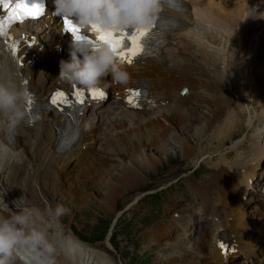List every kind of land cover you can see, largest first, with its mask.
<instances>
[{
    "label": "bare ground",
    "instance_id": "obj_1",
    "mask_svg": "<svg viewBox=\"0 0 264 264\" xmlns=\"http://www.w3.org/2000/svg\"><path fill=\"white\" fill-rule=\"evenodd\" d=\"M177 1L181 3L180 10L163 6L159 14L175 20V25L160 41L157 47L158 57L146 59L139 65L123 67L129 74L127 83H132L136 76L146 75L151 93L168 100L165 105L157 108L169 115L167 120L153 116L155 110L137 112L125 109L121 103L111 113L109 105H106L98 111V115L84 112L77 138L65 150H58L63 140L64 117H55L50 112L41 113L42 119L31 127L17 126L13 132L15 141L12 145L5 142L0 132V147L6 153L0 156V199L10 209L37 210L42 216V222H49L45 210L60 203L51 199H47L45 203L37 201L27 205L17 199L10 201L2 194L1 188L9 187L17 197L20 193H25L24 195L33 199L38 195L34 179L45 196L56 189L59 190L57 194L64 197L62 193L65 188L60 185L59 180L72 167L77 170L71 181L74 185L66 190H69L68 195L72 196L74 204L80 208L87 206L91 196V191L88 190L104 188V178L108 176L111 179L107 182V197L101 207L112 211V197L128 188L141 187L142 175L151 171L161 160L159 152L164 148L167 153L168 148L165 149V142L162 140H168L167 137L174 135L172 139L176 151L182 157L195 161L197 154L202 151L203 143L219 142L218 148L224 146L245 123L253 137L251 144L248 146L246 143L247 136L238 140L231 149H216L217 152L214 153L220 156L212 165L210 177L197 186L195 194L202 195L208 205H211L216 195H219V199L233 195L230 199L235 221L233 230L240 236L252 235L247 203L242 201V197L248 194L250 186L257 183L264 173V144L261 140L264 137V0ZM253 7L256 12L252 10ZM254 14L258 15L256 25L250 21ZM44 18L33 23L39 29L49 30L54 26L60 30L58 18L50 13ZM192 44L197 49H191ZM62 59H70V48L64 49ZM1 66L11 71L15 81L19 72H29L26 66L21 68L12 63L10 66L8 63ZM58 67L60 68V63L52 65L51 72L41 76L34 74L35 85L44 95L52 88L55 78L52 72L55 69L58 71ZM43 77L50 81L42 80ZM257 77L262 80L261 83ZM126 84H118L113 88L122 91ZM183 86L188 87L190 93L180 97L178 91ZM197 94L201 95L200 101L206 103V119L196 126L195 131L193 128L194 134L193 131L190 133L194 135L193 142L188 139L189 136L176 138L175 129L187 125L184 117L190 115V121L198 117L193 113ZM231 94L240 99L239 105H234ZM149 97L152 100V95ZM115 118L120 119L116 122ZM128 119L130 123L127 122ZM103 128L105 135L98 137ZM242 147L250 149L251 153L248 154ZM91 157L93 159L88 162ZM49 161H52L49 165L42 166ZM116 161L120 164L116 165ZM4 180L9 184H5ZM171 203L172 206L178 205L177 200ZM67 211H70L69 207ZM259 214L260 211L252 213L250 220L258 221ZM65 222L62 217L58 225L50 222L49 232L51 234L62 230L64 236L71 238L75 245V264H115L108 255L74 236L70 225ZM246 244L252 245V242ZM173 258L174 256L169 260ZM56 261L57 264H72L63 253L57 255ZM17 264L26 263L18 256ZM174 264L189 263L186 260H176ZM249 264L263 263L259 259Z\"/></svg>",
    "mask_w": 264,
    "mask_h": 264
},
{
    "label": "clouds",
    "instance_id": "obj_2",
    "mask_svg": "<svg viewBox=\"0 0 264 264\" xmlns=\"http://www.w3.org/2000/svg\"><path fill=\"white\" fill-rule=\"evenodd\" d=\"M55 15L67 17L84 33H94L93 25L103 30L120 31L129 27L146 29L163 10V0H54ZM252 10L256 12V8ZM255 17V16H253ZM261 17V16H260ZM126 84L128 72L108 44L91 45L87 39L73 37L70 59L60 61V77L89 89L97 88L102 78ZM30 93L17 84L7 67L0 66V124L14 130L25 116ZM6 153L0 147V156ZM67 209L60 204L45 210L49 222H42L37 210H12L0 199V264H17V245L30 250L37 264H57L63 253L75 264V245L62 230L49 232L50 222L59 223Z\"/></svg>",
    "mask_w": 264,
    "mask_h": 264
},
{
    "label": "rangeland",
    "instance_id": "obj_3",
    "mask_svg": "<svg viewBox=\"0 0 264 264\" xmlns=\"http://www.w3.org/2000/svg\"><path fill=\"white\" fill-rule=\"evenodd\" d=\"M256 19H258V15L252 20V23L254 25H256ZM259 80L260 78L258 79V81ZM259 82L261 83L262 80H260ZM231 96L233 98L234 105L237 104L239 105L241 103L237 95L232 94ZM197 112H198V117L196 119L195 118L192 119L191 123L185 125V127L183 128L179 127L175 129L174 133L176 138H179V136L187 138L189 136L188 139L193 142V138H194L193 134L196 129V126H198L201 121H204L206 119V114H207L206 105L198 106ZM115 119L116 120L114 121L118 122L120 118H115ZM127 122L130 123V119H128ZM110 130L111 129H109V131ZM241 130L242 129H240V131ZM192 131L193 134H190L192 133ZM173 137L174 135L172 137H167L168 140L167 139L162 140L163 142H165L164 143L165 149L168 148L167 153L165 152L166 150H164L163 148L159 152V156L161 160L158 162V164H156L151 169V171L142 175L141 184L145 186L141 190H136V191L134 189L136 187L138 188V186L128 188V190H126L125 192H122L119 195L112 197V204H113L111 209L112 211H106L101 207V203H103V200H105L107 197V195H105V192L107 190L106 189L107 182L111 179L108 176H105L106 179L104 178V183L106 185L104 186V188L99 187L97 190H92V188H90V190H88V192L91 191V196H90L89 204H87V206H83L80 208L79 205L74 204V200L72 196L68 195L69 193L66 194L64 197H60V196L58 197L55 194H50L51 196H48L51 200H55L56 203L62 204L66 209L67 207L70 208V211H67L66 214L62 216V219L64 221L66 220L65 223L67 225H70V227H72V229L81 236L82 240H84L85 243L87 242L88 245L90 244L96 247L95 249L98 248L97 250L99 251L100 250L104 251L106 255H108L109 259L110 260L112 259L115 264H130V262L134 264H168V261L167 260L165 261L160 255L159 252L160 249L157 248L158 247L157 245H155L156 242L151 240L148 235L149 229L151 228L149 226H153L154 224L161 222L162 220L161 209L157 207L153 208L149 204L150 203L148 201V199H150L149 197L148 199L143 200L140 203H137L136 200H137V196L140 194L141 191H145L150 188H156L158 186L169 185L171 182L175 181L179 177H184L185 174L182 173L189 169L186 165L187 162L183 160L188 158L182 157L180 152L176 151L175 142L172 139ZM240 140L242 139H239V141ZM237 143L238 141L236 142V144ZM194 144L197 145L196 143ZM203 145L206 146L211 144L207 141L203 143ZM233 145H235V143ZM205 146H202V149ZM226 150L228 149H225V151ZM138 157H139V153L137 154V159L140 158ZM196 157L197 158L195 159V161H193L192 159L190 160L193 161L194 163H197L199 159V155L197 154ZM210 161H211V166L209 169L211 170L213 168L212 167L213 163H215L216 161H213L212 159ZM115 163L116 165L120 164L118 163V161H116ZM209 175L210 173L208 172V174H206L205 176L210 177ZM181 182L182 181H180V183ZM73 185L74 184H71V186ZM1 189H2L1 191L2 194H4L5 197L7 196V199L10 201L19 199V202L26 205L37 203L36 198L26 199V195L24 194H21V198L17 197L16 195H14L13 191L9 189V187L7 188L2 187ZM67 200L70 201L68 202ZM73 206L76 208V210ZM72 210L73 213H71ZM115 216L119 217L118 219L119 224L113 229V235L111 237L112 241H114L115 243V247H110L109 243L107 242L108 239L107 238L104 239V232L105 229L107 228V222L110 221V219H112ZM115 219L116 218H114V220ZM148 255L150 256L147 258Z\"/></svg>",
    "mask_w": 264,
    "mask_h": 264
},
{
    "label": "snow or ice",
    "instance_id": "obj_4",
    "mask_svg": "<svg viewBox=\"0 0 264 264\" xmlns=\"http://www.w3.org/2000/svg\"><path fill=\"white\" fill-rule=\"evenodd\" d=\"M0 3L3 4V7L8 10L7 17H0V35H8V27L15 21L23 22L28 18H38L44 14V8L42 4L36 2V0H15V3H12V0H0ZM93 32L96 34V40L89 39L84 35L79 27L71 19L64 18V30L72 33L73 37L77 40L87 39L88 42L93 46H100L102 44L110 45L113 50L116 52L117 56L120 58L121 62L132 63L133 59L140 55L144 51V37L149 33V29L135 28L131 33L127 29L120 31L114 30H103L96 25L92 26ZM16 46L13 45V52L16 53ZM91 94L92 99H103L106 94L103 90L99 88L87 89ZM132 95L129 98V102L133 103V99L139 96L138 92L130 90ZM84 92L83 89H77L72 96L76 97L77 103H84ZM52 105L60 106L62 104H71L72 101L69 99V94H66L63 91H56L50 97ZM28 105L31 106L33 103L32 98L28 100ZM220 247L225 248V244H221Z\"/></svg>",
    "mask_w": 264,
    "mask_h": 264
}]
</instances>
